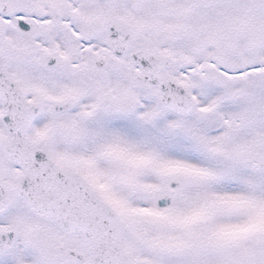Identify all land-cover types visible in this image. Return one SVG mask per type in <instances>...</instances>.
<instances>
[{
    "label": "snow or ice",
    "instance_id": "snow-or-ice-1",
    "mask_svg": "<svg viewBox=\"0 0 264 264\" xmlns=\"http://www.w3.org/2000/svg\"><path fill=\"white\" fill-rule=\"evenodd\" d=\"M0 264H264V0H0Z\"/></svg>",
    "mask_w": 264,
    "mask_h": 264
}]
</instances>
